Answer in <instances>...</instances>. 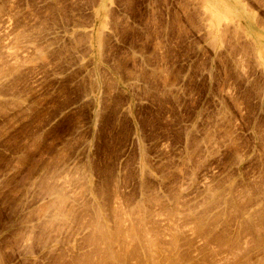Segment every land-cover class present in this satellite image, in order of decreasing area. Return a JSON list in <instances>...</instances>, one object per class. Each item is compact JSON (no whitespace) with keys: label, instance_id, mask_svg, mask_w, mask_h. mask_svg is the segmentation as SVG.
Segmentation results:
<instances>
[{"label":"rangeland","instance_id":"1","mask_svg":"<svg viewBox=\"0 0 264 264\" xmlns=\"http://www.w3.org/2000/svg\"><path fill=\"white\" fill-rule=\"evenodd\" d=\"M0 264H264V0H0Z\"/></svg>","mask_w":264,"mask_h":264},{"label":"bare ground","instance_id":"2","mask_svg":"<svg viewBox=\"0 0 264 264\" xmlns=\"http://www.w3.org/2000/svg\"><path fill=\"white\" fill-rule=\"evenodd\" d=\"M114 256V255H113Z\"/></svg>","mask_w":264,"mask_h":264}]
</instances>
